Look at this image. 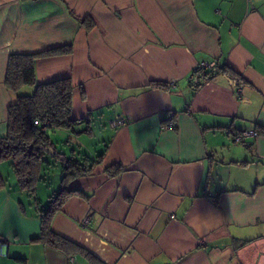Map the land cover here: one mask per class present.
Listing matches in <instances>:
<instances>
[{"label": "crops", "instance_id": "crops-1", "mask_svg": "<svg viewBox=\"0 0 264 264\" xmlns=\"http://www.w3.org/2000/svg\"><path fill=\"white\" fill-rule=\"evenodd\" d=\"M65 45L35 60L38 83L73 85L75 131L49 137L95 163L68 185L85 196L65 200L52 230L104 264H264V0H0V137L9 55ZM201 61L242 83L217 72L196 86ZM248 128L258 135L234 139ZM114 163L123 171L110 175ZM32 208L0 189V264H92L37 239Z\"/></svg>", "mask_w": 264, "mask_h": 264}, {"label": "trees", "instance_id": "trees-1", "mask_svg": "<svg viewBox=\"0 0 264 264\" xmlns=\"http://www.w3.org/2000/svg\"><path fill=\"white\" fill-rule=\"evenodd\" d=\"M79 21L86 30L94 26L93 20L89 17L81 18ZM70 51L71 46L65 45L37 53L9 55L5 85L15 97L7 109L6 134L0 137V161H9L18 187L33 197L35 210L40 213V235L37 239L67 255L81 253L92 264H104L78 244L55 233L51 227L54 215L69 196L75 194L85 196L82 190L69 188L68 185L77 177L89 174L95 163L87 153L79 152L75 155L73 150L70 154L62 151L50 139L47 132L55 129L75 131L77 120L71 117L73 85L69 77L38 83L35 60L40 56ZM217 72L225 74L237 86L242 83L238 73L229 65L223 64L219 67L214 64L209 69L195 68L192 75L193 84L197 86L201 80ZM157 85L164 84L157 83ZM22 86H33L34 89L31 94L19 93ZM35 120H38L39 124H35ZM45 121H48L47 130L42 129ZM255 129L259 133V130ZM102 154L100 152L96 155L95 159L98 162ZM53 162L61 163L60 187L57 191L48 193V203L43 207L36 195V188L44 179L45 169L50 168ZM105 170L110 175H116L123 171V166L114 163L105 167ZM4 187L5 178L0 174V189ZM20 207L24 210L23 205L20 204Z\"/></svg>", "mask_w": 264, "mask_h": 264}, {"label": "rangeland", "instance_id": "rangeland-1", "mask_svg": "<svg viewBox=\"0 0 264 264\" xmlns=\"http://www.w3.org/2000/svg\"><path fill=\"white\" fill-rule=\"evenodd\" d=\"M24 93L29 92L28 90H23ZM22 92V93H23ZM94 141L90 140L85 141L84 147L87 151L93 150L92 146H94ZM86 151V152H87ZM46 159H49V157H46ZM0 171L3 173L5 178V185L9 189V192L11 193V196L16 199V201L19 203V205H23V207L30 212V207L32 206L33 212H36L35 204L33 197L29 195L27 191H22L17 185V180L15 177V174L12 170V167L8 160H2L0 161ZM61 172V163L60 162H53V165L45 169V175L44 179L39 182L37 185L36 191H37V197L41 201V205L44 207L48 203V193L51 191H57L60 187L59 183V174ZM49 186V187H48Z\"/></svg>", "mask_w": 264, "mask_h": 264}, {"label": "built area", "instance_id": "built-area-1", "mask_svg": "<svg viewBox=\"0 0 264 264\" xmlns=\"http://www.w3.org/2000/svg\"><path fill=\"white\" fill-rule=\"evenodd\" d=\"M214 64L215 63L212 62V61H210V62L209 61H201L199 64L196 65L195 68L196 69H209V68L213 67ZM239 91H240V89L239 88H236V93L237 94H239ZM126 119L127 118L125 116H123V115L120 114V115L114 116L111 120H109V123L112 126H120V125L125 124ZM34 123L35 124H39L38 120H35ZM47 126H48V121H45L42 124V129L47 130ZM172 126H173V122L171 120H168L166 122L165 127L166 128H172ZM47 132L49 133V130H47ZM257 135H258V132L256 131L255 128H248V129H243V130L239 131L238 133H236L234 135V139L236 141H239V142H245L246 139L255 137ZM0 242H2V238H0Z\"/></svg>", "mask_w": 264, "mask_h": 264}]
</instances>
